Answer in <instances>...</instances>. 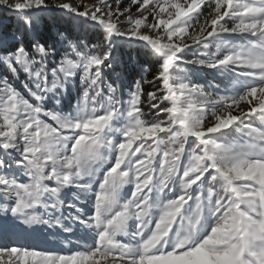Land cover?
Listing matches in <instances>:
<instances>
[{
	"label": "snow or ice",
	"instance_id": "obj_1",
	"mask_svg": "<svg viewBox=\"0 0 264 264\" xmlns=\"http://www.w3.org/2000/svg\"><path fill=\"white\" fill-rule=\"evenodd\" d=\"M0 8L18 20L0 37V264H264V0ZM121 43L128 64L153 58L152 79L126 80ZM204 70L228 83L196 82ZM42 229L92 242H20Z\"/></svg>",
	"mask_w": 264,
	"mask_h": 264
},
{
	"label": "trees",
	"instance_id": "obj_2",
	"mask_svg": "<svg viewBox=\"0 0 264 264\" xmlns=\"http://www.w3.org/2000/svg\"><path fill=\"white\" fill-rule=\"evenodd\" d=\"M45 18L48 19L49 21L51 20L50 16H46ZM60 26L62 28L70 29L73 35L82 36L89 48L95 46L97 49H99L101 47L102 34L98 32H94L89 28H81V26L76 22H72L69 24L64 21H60ZM17 27H18V20L16 13L12 11H6L5 9L0 8V37L12 35L13 33L16 32ZM132 51H133L132 49H130L126 44L123 43L118 45L115 49V56L117 57L118 62H120L122 66L124 64H127L129 75L126 78V80L128 78L140 79L141 76H146L147 79L149 80L152 79V73L154 71L153 58L151 56L142 55L140 57L139 64L133 66L132 64L127 63L129 59V53ZM187 58L191 59L192 58L191 54ZM143 69H148V71L144 72ZM211 72L212 70H204L200 73H197L194 79L198 83H208V84L219 83L221 85V88H223L225 84L228 83V81L226 80L223 83H221V79L219 78V75L216 74V76H214L213 74H211ZM5 75H8L6 69L3 66H0V76H5ZM23 79H24V75L22 73L20 76V80L16 81V87L18 89L21 88V82L23 81ZM117 84H119V82H117ZM144 87L146 92L153 90V88L149 85H145ZM127 91L128 89L127 87H125L124 88L125 98L127 96ZM78 96L79 94L77 93V91L73 89L71 98L69 99L66 97L64 99L63 107L67 110L70 106H74L78 100ZM145 111H147L146 108ZM21 236H22V239L20 241L21 243L28 242L30 240L26 232L21 233Z\"/></svg>",
	"mask_w": 264,
	"mask_h": 264
},
{
	"label": "rangeland",
	"instance_id": "obj_3",
	"mask_svg": "<svg viewBox=\"0 0 264 264\" xmlns=\"http://www.w3.org/2000/svg\"><path fill=\"white\" fill-rule=\"evenodd\" d=\"M95 187V185H94ZM127 191V189H125ZM29 237L28 242L41 250L57 251L68 253L70 251L80 250L84 243H91V239L84 229L77 230L73 233H63L60 231L53 232V230H39L26 232ZM126 240V237H120ZM79 241V243H78Z\"/></svg>",
	"mask_w": 264,
	"mask_h": 264
}]
</instances>
